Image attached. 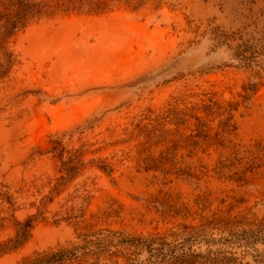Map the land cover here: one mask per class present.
<instances>
[{"label": "rangeland", "instance_id": "1", "mask_svg": "<svg viewBox=\"0 0 264 264\" xmlns=\"http://www.w3.org/2000/svg\"><path fill=\"white\" fill-rule=\"evenodd\" d=\"M0 264H264V0H0Z\"/></svg>", "mask_w": 264, "mask_h": 264}, {"label": "trees", "instance_id": "2", "mask_svg": "<svg viewBox=\"0 0 264 264\" xmlns=\"http://www.w3.org/2000/svg\"><path fill=\"white\" fill-rule=\"evenodd\" d=\"M18 1H22V0H18ZM19 19H20V17H18V18L16 19V21H15V22H16V24H17V22H19ZM11 24H13V25H14V24H15V23H14V21H13V23H11Z\"/></svg>", "mask_w": 264, "mask_h": 264}]
</instances>
